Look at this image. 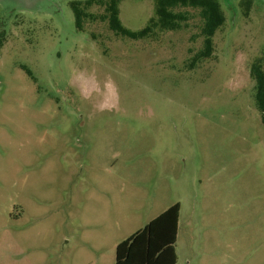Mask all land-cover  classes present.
I'll use <instances>...</instances> for the list:
<instances>
[{
    "label": "rangeland",
    "instance_id": "rangeland-1",
    "mask_svg": "<svg viewBox=\"0 0 264 264\" xmlns=\"http://www.w3.org/2000/svg\"><path fill=\"white\" fill-rule=\"evenodd\" d=\"M0 0V264H115L181 204L178 264H264V0L164 30L156 0L76 26L71 2Z\"/></svg>",
    "mask_w": 264,
    "mask_h": 264
},
{
    "label": "trees",
    "instance_id": "trees-1",
    "mask_svg": "<svg viewBox=\"0 0 264 264\" xmlns=\"http://www.w3.org/2000/svg\"><path fill=\"white\" fill-rule=\"evenodd\" d=\"M121 0H86L71 2V7L75 14L76 26L83 28V21L88 16L87 9L94 5L105 8V17L109 18L111 28L125 36L131 38L143 37L149 32L144 29L139 33L131 32L126 29L119 18V4ZM179 8H192L200 12L203 21L202 33L205 37V48H210V42L216 31L223 26L225 15L219 3V0H156V14L159 25L164 30H176L181 28L179 21L187 20L185 12L178 11ZM3 42L0 41V48ZM253 76L256 79L257 106L261 112L262 122L264 124V70L258 64L253 69Z\"/></svg>",
    "mask_w": 264,
    "mask_h": 264
},
{
    "label": "crops",
    "instance_id": "crops-1",
    "mask_svg": "<svg viewBox=\"0 0 264 264\" xmlns=\"http://www.w3.org/2000/svg\"><path fill=\"white\" fill-rule=\"evenodd\" d=\"M181 210L175 203L121 240L115 264H178Z\"/></svg>",
    "mask_w": 264,
    "mask_h": 264
}]
</instances>
